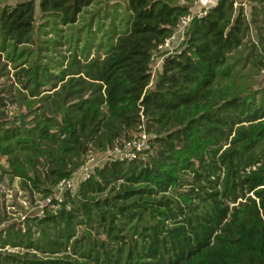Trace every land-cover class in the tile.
<instances>
[{"label": "trees", "instance_id": "16d2710c", "mask_svg": "<svg viewBox=\"0 0 264 264\" xmlns=\"http://www.w3.org/2000/svg\"><path fill=\"white\" fill-rule=\"evenodd\" d=\"M8 1L0 167L46 203L1 228L0 264H264V0L201 9L169 55L158 47L195 0ZM140 126L137 159L57 195Z\"/></svg>", "mask_w": 264, "mask_h": 264}, {"label": "rangeland", "instance_id": "374dc122", "mask_svg": "<svg viewBox=\"0 0 264 264\" xmlns=\"http://www.w3.org/2000/svg\"><path fill=\"white\" fill-rule=\"evenodd\" d=\"M15 0H9V3H13ZM18 1H23V0H18ZM36 4L38 0H35ZM39 14L37 10V20L38 23L40 24V19H39ZM38 36L39 32H38ZM163 60L160 57H156L154 62L152 63V81L150 87H153L159 73L162 70V65H163ZM6 72L12 73L13 70L8 67V70ZM12 77L8 79L7 76H0V87L2 84H7L9 85L12 81ZM258 86L259 87H264V72L262 75L259 77L258 80ZM7 113L8 116L15 117L18 113V110L16 109L15 105L8 104L7 105ZM139 137V132H135L132 134V139H137ZM149 138V137H148ZM124 141H127L124 139ZM142 145V150L140 152L143 153L144 150L148 149L149 147V141H146L141 144ZM93 155H96L97 161L102 162V164L107 160V158L104 155H100L98 153L92 152ZM5 163L4 159L0 161V166H3ZM83 174L81 171H77L74 174V182L75 185L77 186L79 181L81 180ZM58 196L61 195V192L57 193ZM46 202H39L37 201L36 204H32L31 201H28L27 198L25 197V194L20 190L19 187V181L18 179H13L11 180L8 176L4 175L3 170L0 167V215L4 220L3 225L0 226L3 228L8 222L14 220L17 216L19 215H35L38 212V209L40 206L44 205Z\"/></svg>", "mask_w": 264, "mask_h": 264}, {"label": "built area", "instance_id": "2783aa9c", "mask_svg": "<svg viewBox=\"0 0 264 264\" xmlns=\"http://www.w3.org/2000/svg\"><path fill=\"white\" fill-rule=\"evenodd\" d=\"M199 0H195L194 2H198ZM191 13L183 17L180 21V24L178 25L175 33L165 40V42L161 45H159L158 50L160 52H167L166 55H169L174 52L175 49L178 48L179 44L183 40V35L185 31V27L188 25V23L192 20L195 14H198L199 16H204L206 14L205 10H200L198 13L195 12V10L191 7L190 8ZM165 55L160 57L164 61ZM163 63V62H162ZM139 137L136 139H132L130 141H127L124 145H119L115 147L112 150H109L106 153L100 154L104 155L107 160L111 158H116L120 160H135L139 157V153L142 150V143L148 141V134L144 131L143 126L139 127ZM97 156L93 155V153H89L85 160L83 165L80 167L79 171L83 174L80 181L86 179L89 177V175L92 173V171L97 166H101L102 162L97 161ZM76 185L74 182V178H71L69 180H64L60 183L57 192H64L65 190H75Z\"/></svg>", "mask_w": 264, "mask_h": 264}, {"label": "crops", "instance_id": "0c3cea01", "mask_svg": "<svg viewBox=\"0 0 264 264\" xmlns=\"http://www.w3.org/2000/svg\"><path fill=\"white\" fill-rule=\"evenodd\" d=\"M218 0H199L197 3L194 2L191 7L196 11H199L203 8H210L212 6H214L216 3H217ZM241 4V1L240 0H237V4L236 5H239ZM197 8H199V10H197ZM246 8L248 10V6L246 5Z\"/></svg>", "mask_w": 264, "mask_h": 264}, {"label": "water", "instance_id": "95a60500", "mask_svg": "<svg viewBox=\"0 0 264 264\" xmlns=\"http://www.w3.org/2000/svg\"><path fill=\"white\" fill-rule=\"evenodd\" d=\"M19 124H20L21 127H25L26 126L27 120L25 118V112H21L20 113V123Z\"/></svg>", "mask_w": 264, "mask_h": 264}]
</instances>
